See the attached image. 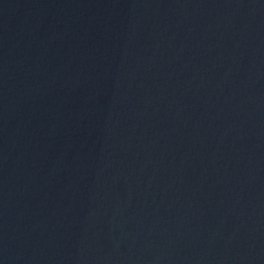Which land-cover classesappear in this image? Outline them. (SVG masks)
Segmentation results:
<instances>
[{
	"label": "water",
	"instance_id": "1",
	"mask_svg": "<svg viewBox=\"0 0 264 264\" xmlns=\"http://www.w3.org/2000/svg\"><path fill=\"white\" fill-rule=\"evenodd\" d=\"M0 264H264V0H0Z\"/></svg>",
	"mask_w": 264,
	"mask_h": 264
}]
</instances>
